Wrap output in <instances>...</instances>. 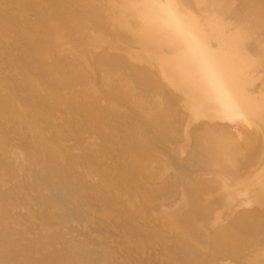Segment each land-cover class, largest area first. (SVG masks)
<instances>
[{"label": "bare ground", "instance_id": "6f19581e", "mask_svg": "<svg viewBox=\"0 0 264 264\" xmlns=\"http://www.w3.org/2000/svg\"><path fill=\"white\" fill-rule=\"evenodd\" d=\"M73 1L0 0V36L6 42L0 49V264H105L96 259L98 253L89 258L65 240L69 227L82 237L86 234L79 230L95 229L101 247L106 246L100 254L109 260L126 253V264H136L130 253L142 260L155 243L165 250L158 256L160 264H178L177 257L192 254V237L201 224L196 195L203 192L198 173L205 165L190 164L194 177L173 182L169 193L158 199L164 205L178 195L182 202L177 217L158 229L141 232L135 222L126 241L118 242L102 225L116 197L140 196L139 211L151 205L148 176L136 189L122 167L112 166L105 148L124 150L122 166L129 162L141 167L140 172H158L166 184L174 179L169 172L163 174L154 154L157 145L137 133L135 124L127 135L121 131L135 116L164 146L176 137L160 95L137 84L126 69H99L106 101L99 113L92 111L87 101H101L93 77L87 75L84 83L74 67L59 66L55 58L40 62L35 74L31 60L26 62L24 43L48 31L51 38L45 46L52 52L79 41L132 51L139 58L148 54L186 115L183 139L176 140L179 150L190 141L189 122L212 119L214 107L248 112L262 132L249 179L258 185L264 179V1L84 0L78 14L72 11ZM51 95L55 106H50ZM79 111L86 115V126L64 135L60 114L71 119ZM179 153L173 159L183 168ZM237 154L229 145L223 154L227 168L235 167ZM109 190L111 199H103ZM224 192L222 187L216 195ZM204 193L201 198L207 199ZM256 196L264 203V188ZM98 199H103L104 208H99ZM241 264H264V251H254Z\"/></svg>", "mask_w": 264, "mask_h": 264}, {"label": "rangeland", "instance_id": "374dc122", "mask_svg": "<svg viewBox=\"0 0 264 264\" xmlns=\"http://www.w3.org/2000/svg\"><path fill=\"white\" fill-rule=\"evenodd\" d=\"M83 4L84 0H74L72 11L78 14V10ZM0 17H2L1 11ZM33 27L36 26L33 25ZM50 38L51 32L43 31L42 35L40 34L33 42L29 40L24 43L27 49L26 62L31 60L33 73L37 74L40 62L47 64L49 59L55 58L59 66L74 67L84 83L86 76L90 75L98 86L101 101L89 99L87 103L92 111L99 113L104 107V101H106L104 99L106 93L99 83V69H126L133 75L137 84L160 95L173 123L174 136L176 137L166 140L165 146L159 143L154 134L147 130V127L135 116V120L130 122V125L126 124L125 128L121 129L124 136L129 128L135 124L137 133L149 137L157 145L154 154L162 164L161 171L163 174L165 171L169 172L174 177L173 180L168 181L169 184L164 183L161 178L162 174L160 177L158 172L147 169L140 172L141 167L129 162H125L122 166L121 157L125 154L122 148L117 152L104 149L112 166H115L116 169L122 167L126 177L130 179L136 189L141 188L144 177L148 176V181L151 183L150 193L147 192L151 205L146 211H139L138 207L142 198L138 195L133 198L121 195L113 199L112 207L114 210L110 212V216L107 218L100 217L104 219L102 225L107 235L114 241L123 242L126 241L125 236L133 231L132 225L135 222L141 226V232H146L147 227L158 229L161 226L160 223H167L177 217L182 209V202L178 195L172 201L168 200L164 205L157 203L158 199L169 193V189L174 185L173 182H180L182 178L194 177L190 172V164L205 165L198 174H202L199 182L203 184L202 191L205 192L207 199L201 198L203 192L199 191L196 195L201 224L195 229L192 237V254L177 257V263L241 264L254 251H264V203L256 196V191L264 188V179H259L258 185L249 183L260 148L262 132L258 130L255 121L248 112L231 106L214 107L215 113L212 119L199 118L189 122L190 141L179 150L176 144L179 141L176 140L183 139L182 128L186 123V115L182 110L179 97L175 92L168 89L148 54L139 58L132 51L128 53L119 52L103 44L95 48L91 44H81L79 41H76L72 47L61 48L52 52L45 46ZM1 43L6 45L0 36V49L2 48ZM56 103V98L51 95L50 106H55ZM70 104L77 106L75 100H71ZM127 109L130 110V108ZM86 123V115L82 111H79L71 119L63 113L60 114L59 124L64 135L72 136L80 125L86 126ZM138 145L142 147L140 143ZM229 145H233L238 151L235 167L232 170L227 168L223 161V154ZM143 146L145 145L143 144ZM177 151H180L179 154L182 156L183 168L173 159ZM8 181H13V178H9ZM222 187H224L225 192L218 197L216 192ZM109 193L111 194L110 190L106 193L108 197H103V199H111L110 196L112 195ZM153 196L156 199H153ZM103 199L95 200L99 208H104ZM85 231L82 229L78 231V233L86 234L82 237L76 233L74 228L69 227V231L64 234L65 240L69 241L73 248L81 250L83 255H88L89 258L95 259V253H98L96 259L105 264H126V253L121 254V257L112 259L113 261L106 258L104 254H102L103 257L100 252L103 253L106 246L101 247L103 241L95 237V229L89 232ZM141 232L138 235L146 238ZM91 233L92 237L90 236ZM89 241L91 243L88 244ZM152 245L153 248L146 252V258H142V260L136 256L137 254L131 252L130 254L135 257L132 261L136 264H149L148 261L150 260L153 262L152 264H160L158 256L164 254L163 245L155 243ZM36 248L37 250L44 249L43 246ZM112 249L114 253L119 255L120 252L117 247L112 246ZM172 253L175 254L173 249Z\"/></svg>", "mask_w": 264, "mask_h": 264}]
</instances>
